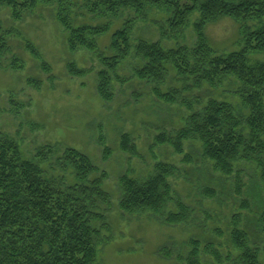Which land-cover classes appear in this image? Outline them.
Masks as SVG:
<instances>
[{
	"label": "trees",
	"instance_id": "obj_1",
	"mask_svg": "<svg viewBox=\"0 0 264 264\" xmlns=\"http://www.w3.org/2000/svg\"><path fill=\"white\" fill-rule=\"evenodd\" d=\"M42 1L0 0V6H7L12 17L20 19ZM83 1L96 18L118 17L124 12L135 15L111 34L108 45L111 54H104L97 52L96 38L105 34L111 23L74 26L69 16L74 0H59L56 17L68 31V49L73 52L86 48L97 53L101 66L96 72L97 96L103 102L113 99L111 88L113 80H119L117 69L131 55L143 61L135 69V76L141 82L154 84L152 91L158 100L173 104L182 92L198 90L201 95L193 100L195 106L192 100H181L189 110L184 125L173 134L155 136L154 145L168 144L176 154H182L183 162L194 164L195 159L184 152V144L198 141L202 162L211 163L225 177L234 175L237 194H242L239 164L242 161L254 164L256 175L251 182L256 187L255 206L261 209L264 204L261 196L264 194V0ZM152 11L165 14V23L174 36L191 24L195 44L167 49L159 42L142 38L133 44L135 19L145 18ZM192 17H195L193 21ZM223 17L239 25L240 36L237 49L217 53L204 29ZM25 49L39 57L32 43L26 42ZM7 51V42L0 33V61ZM258 55L263 58L255 59ZM9 66L18 70L23 62L12 57ZM42 66L50 71L46 63ZM66 67L72 75L87 73L74 63ZM170 72L181 82V88L168 87L162 91ZM30 82L38 85L33 80ZM98 141L103 146L102 160L107 161L112 148L106 145L103 135ZM119 148L137 154L126 133L120 135ZM176 172L174 164L158 161L154 171L143 178L132 177L129 172L121 175L118 208L125 214L149 213L166 224L186 223L190 209L173 193L169 180ZM107 178L105 170L75 148L65 147L59 152L53 146L43 145L36 148L32 158H27L14 139L0 135V264H94L101 229H107L106 215L102 212L103 205L110 204V193L103 187ZM203 191L206 196H215L212 189L205 187ZM169 202H174L176 210L165 213ZM242 208L249 209V205L245 203ZM94 222H101L100 227H95ZM239 224V216H234L229 239L236 254H227L226 262L264 264V247L260 249L254 240V235L260 233V239L264 240V211L256 218L253 231ZM200 244L191 237L185 255L178 253L176 259L184 264H199ZM163 250L169 258L170 249ZM214 255L221 261L220 254Z\"/></svg>",
	"mask_w": 264,
	"mask_h": 264
},
{
	"label": "rangeland",
	"instance_id": "obj_2",
	"mask_svg": "<svg viewBox=\"0 0 264 264\" xmlns=\"http://www.w3.org/2000/svg\"><path fill=\"white\" fill-rule=\"evenodd\" d=\"M59 8V0H43L20 19H14L10 8L0 6V33L8 47L0 61V135L14 139L27 158H32L36 148L43 145L53 146L59 152L72 147L108 173L103 187L110 193V204L103 205L102 209L107 229H101L94 264H184L176 259V255H185L189 249L186 243L191 237L201 243L199 264H229L225 260L227 254H236L229 239L233 217L239 216V225L249 226L252 230L259 213L264 211V204L261 209L255 206L256 187L254 181L251 182L256 175L255 165L245 161L239 164L242 194H237L234 175L225 177L215 171L211 163L202 162L198 141L184 144V152L195 159L194 164L183 162L182 154H176L168 144L154 145L155 136L173 134L184 125L189 110L181 100L193 101L200 92L194 88L182 92L173 104L158 100L152 91L154 84L141 82L135 76V69L143 61L131 55L117 69L119 80L112 83L113 99L103 102L95 89L96 72L101 68L97 53L86 48L73 52L68 49V31L56 17ZM69 11L74 26L111 23L110 29L96 38L97 52L104 54H111L108 49L111 34L126 19L135 18L132 12L96 18L88 12L83 0H74ZM165 19V14L157 11L147 13L145 18L137 17L132 43L142 38L159 42L167 49L195 44L196 35L191 24L174 36ZM194 19L192 17L191 21ZM238 30L239 25L234 20L223 17L208 24L204 33L217 53H224L238 48ZM26 42L33 44L39 57L25 49ZM12 57L23 62L21 69L10 68ZM43 63L50 71L43 68ZM68 63H74L76 68L87 73L83 76L70 74L66 67ZM30 80L38 85L31 84ZM168 87L181 88V82L173 72L161 89L164 91ZM122 133L129 135L137 148L136 155L119 148ZM100 135L113 151L107 161L102 160ZM158 161L177 167L176 175L169 180L173 193L190 209L186 223L166 224L149 213L125 214L117 206L120 176L129 172L132 177L143 178L154 171ZM205 187L212 189L215 196H206ZM263 195L261 193L264 198ZM245 203L249 209L242 208ZM175 210L174 202H169L164 211ZM100 223L93 224L100 227ZM260 237L261 233L256 234L254 240L262 249L264 240ZM210 245L212 248L208 249ZM165 248L170 249L169 258ZM215 252L220 254L221 261L217 260Z\"/></svg>",
	"mask_w": 264,
	"mask_h": 264
}]
</instances>
